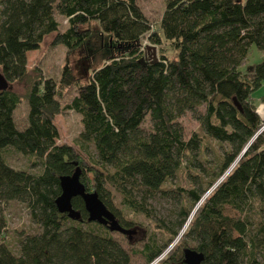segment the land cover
<instances>
[{"label":"trees","instance_id":"trees-1","mask_svg":"<svg viewBox=\"0 0 264 264\" xmlns=\"http://www.w3.org/2000/svg\"><path fill=\"white\" fill-rule=\"evenodd\" d=\"M56 15L66 20L64 31ZM90 21L107 34L108 57L62 105L58 96L73 82L69 58L56 81L29 70L27 53L48 36L73 52ZM159 32L137 0H0V206L23 204L36 227L11 244L0 214V264H130L114 232L130 245L142 241L135 253L154 263L167 242L154 231L145 237L116 198L169 240L185 228L182 243L192 246L180 243L159 264H183V245L202 253V264H264V130L256 135L263 121L252 101L264 83V60L245 64L251 46L264 54V0H164ZM144 38L156 46L163 39L175 58L163 50L149 58ZM22 101L19 128L14 112ZM64 110L80 116L75 146L56 143L54 118ZM186 112L199 126L187 138L178 122ZM9 148L39 171L11 166ZM207 153L209 169L201 158ZM183 162L191 185L172 188ZM75 172L118 229L88 221L80 197L71 200L79 219L57 210L59 179ZM161 198L175 202L174 220L155 216L149 200Z\"/></svg>","mask_w":264,"mask_h":264},{"label":"rangeland","instance_id":"rangeland-1","mask_svg":"<svg viewBox=\"0 0 264 264\" xmlns=\"http://www.w3.org/2000/svg\"><path fill=\"white\" fill-rule=\"evenodd\" d=\"M137 4L142 11L143 15L150 23L151 31L159 32V22L164 10V0H137ZM56 20L59 23V31H64L67 28V22L64 18L56 15ZM81 28L88 29L89 36L86 41L76 50L67 54V50L63 45L51 44V36L45 38L40 48L36 51H30L27 53V67L29 70H40L43 77H49L54 80H58L61 76L62 69L69 58L71 67V74L73 75V82L70 86L62 89L61 94L58 96V100L62 105L66 104L69 99L76 94L77 84L85 83L87 78L91 74L93 69L99 68L109 53V38L107 34L102 32L96 21L87 22ZM142 44L147 47L149 58H155L161 50L169 58H175V53L170 49L166 42L162 39L160 45H152L146 38L142 39ZM264 60V54L258 51L254 46H251L247 58L246 66H253L256 63ZM243 70V68H241ZM75 80V81H74ZM13 89L20 93H24L23 85H15ZM264 95V83L257 91L252 94V101L256 106V109L262 119L261 129L264 130V105L260 103V97ZM27 114V105L22 101L14 112V120L19 128L25 124V118ZM179 124L183 128L184 137H189L192 132H198L199 126L193 116L189 112L178 118ZM54 124L58 130V139L56 143L58 145L67 144L75 146L76 138L81 131L80 116L71 110H64L54 118ZM148 121H145L142 126L147 127ZM262 130V131H263ZM8 163L16 169L30 171L36 173L39 171L37 166H31V158L23 155L12 148H9L5 152ZM206 155V156H205ZM201 155L202 161L205 167L208 169L211 167L208 161L212 159V154L207 153ZM182 163V168L177 173V178L173 180L172 188L176 186L189 188L191 185V179L186 175ZM195 172V171H194ZM193 172V173H194ZM203 179H207L203 176ZM152 209H155V216L157 218L173 219L176 213L175 202L172 199H155L149 200ZM115 206L117 209L123 211V217L131 219L136 222L138 227L144 230L145 237L151 232H155L158 241L163 243L167 242L168 246L163 251L162 255L156 259L152 264H159L165 259V255L169 252L178 249V245L182 243V235L185 228L179 232V236L169 240V236H165L161 233L153 224V222L147 220L145 216L141 214H134L123 205L119 204L118 199L115 200ZM231 216H236L234 211L226 210ZM0 214L4 217L8 228V241L14 244L20 231L34 232L36 227L32 224L29 214L25 206L16 201H10L0 206ZM174 220V219H173ZM112 235L119 240L125 249L131 253L130 264H146L143 257L135 253L142 247L143 242L137 241L134 244L127 243L125 237L121 234L114 232ZM168 237V239H166ZM188 246H192L188 241H184ZM184 242L182 244H184ZM185 246H182V249ZM190 248V247H189ZM182 251V250H181ZM165 256V257H164Z\"/></svg>","mask_w":264,"mask_h":264},{"label":"water","instance_id":"water-1","mask_svg":"<svg viewBox=\"0 0 264 264\" xmlns=\"http://www.w3.org/2000/svg\"><path fill=\"white\" fill-rule=\"evenodd\" d=\"M6 87V82L0 75V90ZM237 105V104H236ZM237 107H239L237 105ZM263 129L259 130V134ZM60 194L55 200V205L60 213H67L73 219H79V214L72 209L71 200L80 197L84 209L88 215V221L108 226L110 229H118L113 225V216L106 206L100 201L95 192H89L80 183L78 174L75 172L70 176L59 179ZM183 264H202L203 255L195 249L185 247L182 249Z\"/></svg>","mask_w":264,"mask_h":264},{"label":"bare ground","instance_id":"bare-ground-1","mask_svg":"<svg viewBox=\"0 0 264 264\" xmlns=\"http://www.w3.org/2000/svg\"><path fill=\"white\" fill-rule=\"evenodd\" d=\"M188 223H186V226H187Z\"/></svg>","mask_w":264,"mask_h":264}]
</instances>
